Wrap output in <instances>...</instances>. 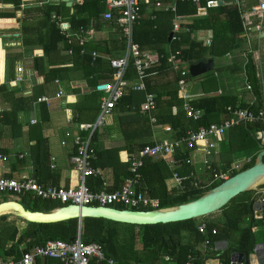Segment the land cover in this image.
Here are the masks:
<instances>
[{
    "label": "trees",
    "instance_id": "obj_1",
    "mask_svg": "<svg viewBox=\"0 0 264 264\" xmlns=\"http://www.w3.org/2000/svg\"><path fill=\"white\" fill-rule=\"evenodd\" d=\"M1 2L12 4L13 10L20 8L19 0H1ZM204 6L205 4L201 3L199 7ZM70 10L64 2H60L58 5L25 10L20 20L22 44L25 47L39 46L42 48L43 54L49 56L50 53L57 51L59 45L63 43L64 49L71 51L72 60L83 64V73L88 87L93 89L99 82L110 81L114 70L110 67L107 58L105 64L107 70L104 69V74L98 75L97 72L103 66L104 60L101 56L92 60L91 52L106 55L110 59H114L115 54L112 55L110 51L92 43L80 45L74 38L68 44L65 38L60 35L58 27L51 21V15L55 14L62 20L70 22L73 29L81 27L88 30L91 24H93L94 29H97L100 16L106 11L105 3L104 0H78L73 8L72 15L69 14ZM199 10L192 3H177L175 13L152 9L149 14H146L143 9L141 18L133 27L134 43L141 50L155 51L161 56L158 64L147 72L144 82L147 93L152 94L155 101L154 124L169 125L172 140L183 138L189 131H194L200 126L222 123L228 118L226 108L235 106L238 103V97L235 94L210 95L217 91V81L213 70L200 77L203 78L201 85L205 96L191 102L193 107L203 111L202 119L199 122H192L184 116L182 100L177 95L179 75L173 70L168 58L169 51L174 52L181 49L183 61L197 64L209 59L214 61L215 58H221L230 53L233 54V52L240 49L239 35L242 33V26L238 11L234 6L226 4L211 8L207 10L205 15H199ZM174 16L193 17L191 24L188 26L190 33L180 34L178 42H168V36L171 34V19ZM31 17H36L37 21L34 24L28 23ZM13 18V12L0 13V19ZM199 31H209L211 33L210 45L205 46L201 41L191 40L192 33ZM3 57L4 52L0 46V63H3ZM19 57V54L8 52V71L13 66V62ZM239 65L240 62L238 66L233 65L227 69L232 72L239 71ZM33 68L44 77V83L41 86L42 88L38 87L41 88V92L37 91V88L31 97L22 96L18 91H9L5 84H0V103L8 106V110L2 114L1 126L11 125L12 121L15 123L16 116L21 111L31 112L37 97L49 88L62 69L53 64L46 67L43 65L42 59L38 58H34ZM167 73L171 75V78L165 84L156 87L155 80L157 77ZM245 73L254 93L257 95L258 80L252 59H249L245 67ZM134 76V68L130 64L125 77L133 79ZM90 97L96 103L97 108L94 113L97 116L99 112V95L92 91ZM130 97L131 95L127 98L126 96L123 97L118 105L124 99H127L129 105L131 103ZM259 99L260 97L256 96V100L259 101ZM240 106L245 107V104L240 103ZM43 108H45L44 105ZM40 111L42 122L48 121L45 110L40 109ZM141 121L145 123L147 129L151 128L148 118L142 116ZM258 129V126L247 125L229 131L227 146L230 150H227L225 154H229L234 150L236 153L244 152V156L249 158V161L239 171L234 172L232 176L237 172L250 168L254 164L257 154L263 149L260 141L254 136V132ZM41 131L42 127L38 124L31 127L29 132V139L34 142L30 148L35 159L40 158L42 150L45 149V141L35 137L41 134ZM96 134L97 131L91 136L93 147ZM143 146L135 150V153H138ZM226 156L228 157V155ZM225 162L229 165L233 160L229 157ZM140 172L143 183L141 190H145L149 198L158 202L156 208L139 209L146 211L173 207L193 201L221 183L216 182L202 189H194L187 185V189L183 192L167 191L164 180L170 175V172L165 161H154L150 158L144 160ZM86 185L92 192L99 191L100 182L92 177H89ZM252 197L253 193L251 192L237 195L219 211L221 216L219 220H209L206 216L176 223L143 226L91 218L83 219L80 224L77 219L52 224L28 223L20 218L10 222L2 221L0 222V260L17 262L21 259L23 253L35 246L43 245L48 240H61L71 243L80 235L84 244L100 243L109 256L122 264H130V262L133 264H159L166 256L171 259L173 264H186L187 262H190V264H206L209 260H217L218 264H230V256L233 252H250L252 250L255 243V227L258 223L264 225V211L262 219L257 221L249 209ZM10 200L19 202L27 210L41 212H48L69 205L66 202L47 200H35L29 203L23 196H4L1 202ZM116 208L124 209L121 206H116ZM16 220L24 222L25 226H22V230L13 242L12 240L17 233L16 228H18L15 223ZM203 222L205 223V231L200 234L198 226ZM206 241L208 245L205 244ZM220 241H228L229 246L223 251L214 250L215 244ZM22 244L26 245L24 249H20ZM36 263L61 264L54 259H45L42 263L40 260H36ZM90 264L106 263L91 262Z\"/></svg>",
    "mask_w": 264,
    "mask_h": 264
},
{
    "label": "built area",
    "instance_id": "obj_2",
    "mask_svg": "<svg viewBox=\"0 0 264 264\" xmlns=\"http://www.w3.org/2000/svg\"><path fill=\"white\" fill-rule=\"evenodd\" d=\"M223 5L230 4L234 6L239 14L242 33L239 35L240 46L242 47L243 71L241 74L242 84L238 90V103L235 106H228L226 112L228 118L222 123H211L206 126H200L194 131H189L183 138L155 142L152 145H144L137 154L127 156L129 164V176L124 180L120 190L114 192H92L86 186V179L99 175V171L92 166L95 159V148L91 142V136L94 132L103 128L106 118L112 113L117 102L125 95V90L144 92V79L147 72L158 64L161 56L153 51L141 50L133 41V27L141 18L142 10L145 7H151L157 11L176 12L177 3H192L199 9L217 8L218 2ZM252 2V3H251ZM47 1L39 2L42 6ZM53 3V2H51ZM106 11L100 16L102 20L112 22L120 31L125 44L124 54L120 58L108 59L110 67L114 70L110 81L97 83L92 89L99 95V112L92 124H82L78 126V133L71 137L69 132L65 133V139L61 145H66V140L71 138L74 146V153L70 157V163L79 176V184L75 188H66L54 186L52 184L41 185L36 180L21 175L18 179L4 178L0 176V195L2 196H25L29 195L32 200H47L54 202H66L76 206H101L115 207L122 206L127 210H139L140 208H156L157 202L146 197L143 191L139 190L141 185L140 170L147 158H170L172 162L188 167L199 164L206 173L209 186L216 182H223L230 178L232 174L241 169L239 162H234L228 168L218 169L211 158L220 153V142L223 137L234 128L253 125L259 129L254 132L255 138L264 144V0H104ZM204 3V7H199ZM190 17L174 16L171 19V40L178 42L180 34L189 33ZM51 20L59 27L61 34L68 44L75 38L79 44L84 42L83 34L85 30L80 28L77 33L68 32L62 20L52 15ZM5 37H19V34ZM211 39L203 41L205 46L210 45ZM14 45V43L12 44ZM71 53V51H69ZM92 60L99 57L96 52H91ZM168 58L172 64L173 70L178 73V98L182 100V111L185 118L192 122H199L202 119L203 111L192 106L193 94H191V77L189 64L181 58V50L169 52ZM249 59H252L255 65L256 77L258 80L257 95L249 83L245 66ZM134 68L135 78L131 82L125 75L129 65ZM22 70L19 69V72ZM18 81L21 78L17 79ZM57 87L56 98L62 97V90L59 80L54 82ZM228 90H219V93ZM256 96L260 97L259 101ZM47 97H40L36 100L38 103H47ZM244 103L245 107H241ZM2 108L0 105V119ZM155 111V101L152 94L145 93L144 105L140 114L146 116L151 123H155L153 112ZM170 131V127H165ZM84 134V135H83ZM259 138V139H258ZM189 151L186 155L185 151ZM178 157V159L174 158ZM22 158V155L18 156ZM8 161V156L0 150V166ZM249 158L245 159L248 162ZM191 170L185 176L174 174V180L177 186L184 189L182 183L194 177ZM195 188L199 187L197 181L191 182ZM205 223L198 226V232L203 234ZM214 233V232H213ZM208 245V242L205 243ZM54 259L61 264H90L91 262H104L106 264H121L119 261L109 256L100 243L84 244L80 235L71 242L61 240H48L41 246H35L31 250L22 254L19 261H2L0 264H37L36 260ZM167 261L171 260L165 257ZM186 264H190L189 262Z\"/></svg>",
    "mask_w": 264,
    "mask_h": 264
},
{
    "label": "crops",
    "instance_id": "obj_3",
    "mask_svg": "<svg viewBox=\"0 0 264 264\" xmlns=\"http://www.w3.org/2000/svg\"><path fill=\"white\" fill-rule=\"evenodd\" d=\"M19 1L20 8L18 10H13L14 7L12 4L2 3L0 0V13H14L13 19H0V46L4 52L3 63H0L2 72L0 84H5L9 91H18L22 96L31 97L35 90L38 87H41L44 83V77L38 74V72L33 68V60L34 58H38L42 59L43 65L46 67H48L50 64H53L54 66L62 68L57 79L55 80H59V84L63 94L61 98H56L55 94L57 93L58 87L54 83V80L49 88L37 97V99L40 97H47L49 99L47 103H38L35 101L32 111L19 112L16 116L15 123H13L12 121L13 125H0V150L3 154L8 156V161L0 166V176L4 178L18 179L21 175H25L36 180L37 183L41 185L52 184L54 186L75 188L79 184V176L78 173L73 170L70 163V157L74 153L72 139H67L66 145H61V141L65 139V133L69 132L72 137L78 133L77 129L79 125L92 124L95 121L97 116L94 111L96 110L97 106L90 97V92L92 93V87H88L87 81L85 79V74L83 73V64L78 61L74 62L72 60V54L69 53L70 50L64 49L63 43L59 45L57 51L50 53L49 56H45L43 54L42 48L39 46L25 47L22 44L20 20L23 16V12L25 10L34 8H43L48 5H58L63 1ZM42 1H47L48 3L39 6L38 3ZM77 2L78 0H73L71 6H68L65 3L66 6L71 9L69 11V14H73V8ZM151 11V7L144 8V12L146 14H149ZM192 19L193 17L189 18V25L191 24ZM99 20L100 23L97 29L93 28V24L88 27V30L84 29L85 33L82 36L84 42L82 44L92 43L95 46L98 45L101 48H105L106 50L110 51L112 55L115 54V58L122 57L125 50V44L123 38L121 37L120 31L112 22L102 20L101 17ZM36 21V17H31L28 23L34 24ZM62 22L65 24L68 32L73 34L77 33L81 28L80 27L77 29H73L70 22L64 20H62ZM59 33L61 36H63L60 29ZM14 34H19V37H5ZM211 38L212 36L209 31H199L192 33L191 35V40L194 41L203 42L204 40ZM13 43L14 45H12ZM240 50H242L241 46ZM8 52L20 55L19 59L13 62V66L11 67L10 71L7 70ZM98 55L102 57V60H104L103 66L100 67V70H98L97 72L98 75H102L104 74L105 70H107L105 64L107 63L106 59H109V57L101 54ZM243 62L242 64L240 62V70L235 72L227 69L231 66L225 68H221L218 66L215 69V65H213L215 78L216 81L219 82V85L217 84V91L210 95L222 94L219 93V90H228L223 93L235 94L238 96V90L241 87V85L239 87L238 84H242L241 74L243 71ZM188 64L189 66L192 65L190 63ZM19 69H21L22 71L19 72ZM223 72L224 74H222ZM236 74L237 77L234 78L233 76H236ZM202 76L203 75L199 77ZM18 78H21V80L18 81ZM134 78L127 79L133 82ZM170 78L171 75L169 73L157 77V79L155 80L156 87L165 84ZM192 78L193 77H191V80ZM41 88H38L37 91L41 92ZM145 93H147L146 85L144 92H134L130 89H126L125 95L123 97L126 96L127 98L131 95V103L128 105L127 99H124L122 103L118 105V102L123 98L122 97L117 102L112 113L106 118L105 126L99 129L97 131V134L95 135L94 147L96 148V155L94 161L92 162V166H94L93 168L99 171V175L92 178L100 182L99 191L110 193L121 189L124 180L129 176V164L126 161L127 156L130 154H137L135 153V150H137L139 147L147 144L152 145L155 142L172 141L171 129L170 131L165 130V127H170L169 125H155L148 119L149 123L151 124V128L147 129L145 127V123L141 121L142 116L147 118L146 116L140 114L141 108L144 105L143 95L145 97ZM193 95L194 96L192 101L205 96L203 92L201 94ZM0 105L3 110L1 113L2 118L3 112L8 110V106H6L5 104L2 105L1 103ZM43 105L45 108H43ZM40 109H44L48 117V121L44 123L41 120ZM38 124H40V126L42 127V133L36 135L35 137L36 139H42L45 141V149L44 151L42 150L40 158L38 157L35 159L31 153L30 148L31 146H33L34 142L30 141L29 139V132L31 127ZM228 135L229 132L223 137L222 141L220 142V153L217 156H213L211 158L212 163H214V165L221 170L228 168L234 163L232 162L228 165L225 162V160L228 159L229 156H226V151H223L222 145L224 143L225 145H227ZM262 147L264 148V146ZM185 152L186 155L189 154V151L186 150ZM20 155H22V158H18V156ZM246 158L248 157L245 156V159ZM152 160L165 161L166 167L170 172V175L164 180V185L167 191L174 190L176 192H183L187 189V185L193 187L191 182L194 181H197L199 183V189L207 187L206 173H204L199 164H196L193 167H188L186 165L184 166L181 164H177L176 161L174 163L170 158H157ZM196 167L201 168L200 174L198 173ZM191 170L195 174L194 177L190 180L184 181L182 183L184 189H181V186L176 185L174 174L185 176ZM88 179L89 178H87L86 181ZM142 184L143 183L141 176V185L139 187V190H141ZM193 188L196 189L195 187ZM143 193L146 195V197H148L145 190L143 191ZM23 198H25V200L29 203L31 201H35L32 200L29 195H25L23 196ZM151 200L157 202V200L155 199ZM207 217L209 220H219L221 218L219 212ZM15 219L17 218L10 215H4L0 217V222H10L11 220ZM15 223L18 228H16L17 233L12 240L13 242L22 230V226H25V223L20 220H16ZM257 226L258 224L256 225L255 230L257 229ZM262 226L264 225L262 224ZM222 242H226V245H223ZM255 243H264V238L259 239L255 233ZM228 246V241H220L215 244L214 250L223 251ZM25 247L26 245L22 244L20 246V249H24ZM221 247H225V249L220 250L219 248ZM40 261L41 263L44 262V260ZM159 264H173V262H171V260L167 261L164 258V260ZM206 264H218V261L209 260Z\"/></svg>",
    "mask_w": 264,
    "mask_h": 264
},
{
    "label": "water",
    "instance_id": "obj_4",
    "mask_svg": "<svg viewBox=\"0 0 264 264\" xmlns=\"http://www.w3.org/2000/svg\"><path fill=\"white\" fill-rule=\"evenodd\" d=\"M71 6L73 0H62ZM223 2L219 1L218 6ZM207 9L199 10L205 15ZM171 34L168 36V42ZM214 61L209 59L189 66L193 78L207 74L213 70ZM259 139V138H258ZM264 146V144H262ZM264 148L257 154L254 164L245 170L237 172L216 187L206 191L199 198L173 207L152 210H127L116 207L76 206L66 205L48 212L30 211L15 200L0 203V217L10 215L28 223L52 224L77 219L79 224L85 218L105 219L108 221L129 225H156L176 223L191 219L203 218L219 212L237 195L251 192L253 197L249 204L254 219H262L264 211ZM226 245V242H222ZM220 250L225 247L219 248ZM231 264H264V243H254L250 252H233ZM130 264H133L130 262Z\"/></svg>",
    "mask_w": 264,
    "mask_h": 264
},
{
    "label": "rangeland",
    "instance_id": "obj_5",
    "mask_svg": "<svg viewBox=\"0 0 264 264\" xmlns=\"http://www.w3.org/2000/svg\"><path fill=\"white\" fill-rule=\"evenodd\" d=\"M228 56H223L221 58H215L214 59V65H215V69L219 66L221 68H225V67H229V66H238L239 62H243V57H242V50H238L237 52H233V54H227ZM224 74V72L222 73ZM234 78L237 77L233 76ZM203 78L197 77V78H193L191 80V84H192V88H191V94H201L202 93V82ZM217 84L219 85V82H217ZM241 84H238V86L240 87ZM223 147V151H227L230 150L229 147L227 145H225V143L222 145ZM229 157H231V159L233 160V162H239L241 164V166H243L246 162H245V156H244V152H235L234 150L231 151V153L227 154ZM196 169L198 170V173L200 174L201 172V168L200 167H196ZM4 199V196L0 195V202ZM256 236L259 239H263L264 238V226H262V224L258 223L257 229L255 230Z\"/></svg>",
    "mask_w": 264,
    "mask_h": 264
}]
</instances>
